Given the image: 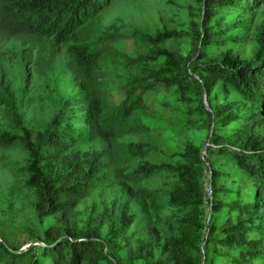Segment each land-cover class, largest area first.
<instances>
[{
	"label": "trees",
	"instance_id": "obj_1",
	"mask_svg": "<svg viewBox=\"0 0 264 264\" xmlns=\"http://www.w3.org/2000/svg\"><path fill=\"white\" fill-rule=\"evenodd\" d=\"M111 1L0 0L1 31L66 44L74 66L39 127L18 110L13 92L5 91L10 109L1 114L0 150L19 153L14 165L39 220L54 218L39 245V257L50 261L41 263L32 253L27 264H137L134 257L141 264H264V135L256 130L264 112V19L253 23L255 8L264 0H197L190 15L199 19H182L188 26L186 52L159 49L154 42L167 33L149 37L132 29L148 47L136 58L102 42L97 21ZM157 82L171 89L186 114L199 115L191 125L209 129L211 152L247 174L249 199L241 197L238 186L225 185L229 172L209 162L210 214H205L200 205L207 161L192 143L182 161L173 155L166 162L145 158L158 150L138 141L135 134L146 124L132 111L144 106L142 94ZM114 90L124 97L117 100ZM218 98L225 99L223 105L211 108ZM98 143L101 148H94ZM108 162L120 163L115 173L131 196H122L116 209L100 200L80 209L77 205L93 190L98 195L104 190L99 181ZM150 178L155 185H147ZM143 199L165 229L150 228L148 239L136 240L131 251L134 207ZM204 220L208 236L201 246L196 230ZM20 258L0 241V264Z\"/></svg>",
	"mask_w": 264,
	"mask_h": 264
},
{
	"label": "rangeland",
	"instance_id": "obj_2",
	"mask_svg": "<svg viewBox=\"0 0 264 264\" xmlns=\"http://www.w3.org/2000/svg\"><path fill=\"white\" fill-rule=\"evenodd\" d=\"M198 5L197 0H113L100 12L97 26H101L104 34L103 44L128 58H136L148 50L142 39L137 37L139 34L134 36L131 33L132 29L145 32L149 37L167 33L156 38L155 45L167 51L179 47L186 52L189 46L183 41V32L188 31V26L183 24L182 19L184 16H190L193 20H198V16L190 15ZM254 13L253 23L257 19H264V2L256 6ZM202 14L203 12L201 16ZM65 47L66 44L53 45L48 38L36 39L28 34L9 35L0 30V123L3 109H10L6 90L13 92L19 101L18 110L31 117L33 124L39 127L47 121L57 92L74 71ZM242 50L247 51V47L244 46ZM245 56L246 53L243 54V57ZM117 58L118 56L115 60ZM215 90L218 89L215 87ZM170 92L171 89L157 82L142 94L144 106L132 111L133 115L146 124V130L136 132V138L158 150L145 158L149 162H166V156L173 155V160L182 161V154L187 145L192 143L207 161L203 170L204 183L200 205L205 214L210 213V205L207 202L210 198L209 162L213 167L219 168L221 173L229 172V177L224 176L225 185L231 188L238 186L241 197L249 199L252 189L247 184V174L224 156L211 152L209 148L214 146V142L209 136V129L191 125V121L197 120L199 115L186 114L184 106L177 101V96H170ZM113 94L117 100L124 97V93L119 90H114ZM219 96L223 97L224 94ZM228 96L233 97L234 91L231 90ZM203 101L206 108L210 109L206 94L203 95ZM223 102L225 99H213L211 108L218 109ZM256 130L264 135V112L260 122H257ZM94 148L101 147L98 143L94 144ZM18 158V152L11 150L7 155L0 150V241L7 244L13 253L21 255L20 262L16 264L29 263L32 253H38L37 259L41 263H48L49 259L39 257V245L42 244L45 228L53 224L54 218L52 215H45L42 221L39 220L31 192L15 168L14 163ZM119 165V162H108L99 181V186L104 187V190L100 195L93 190L77 207H89L93 201L100 200L108 202V205L116 209L122 196L129 198L130 192L125 190L122 178L117 177L115 173ZM155 184V178L147 180L148 186ZM129 204L131 206L133 203L129 201ZM134 208V220L137 223L130 238L131 251L135 249L136 240L145 242L148 239L150 228L157 226L165 229L164 224L157 220L150 201L143 199L142 203H137ZM204 223L205 220L199 221L196 230V240L201 246L208 236ZM132 229L133 224L128 232ZM126 250L119 252L123 262L127 256ZM134 259L137 264H141L137 258Z\"/></svg>",
	"mask_w": 264,
	"mask_h": 264
},
{
	"label": "water",
	"instance_id": "obj_3",
	"mask_svg": "<svg viewBox=\"0 0 264 264\" xmlns=\"http://www.w3.org/2000/svg\"><path fill=\"white\" fill-rule=\"evenodd\" d=\"M210 214V213H209Z\"/></svg>",
	"mask_w": 264,
	"mask_h": 264
}]
</instances>
